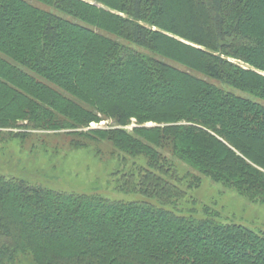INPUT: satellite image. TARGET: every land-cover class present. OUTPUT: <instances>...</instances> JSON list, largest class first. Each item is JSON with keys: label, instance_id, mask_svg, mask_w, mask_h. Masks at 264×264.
I'll return each instance as SVG.
<instances>
[{"label": "trees", "instance_id": "trees-1", "mask_svg": "<svg viewBox=\"0 0 264 264\" xmlns=\"http://www.w3.org/2000/svg\"><path fill=\"white\" fill-rule=\"evenodd\" d=\"M2 128L110 142L160 207L0 176V264H264V231L162 208L186 198L174 160L264 204V0H0Z\"/></svg>", "mask_w": 264, "mask_h": 264}, {"label": "rangeland", "instance_id": "rangeland-1", "mask_svg": "<svg viewBox=\"0 0 264 264\" xmlns=\"http://www.w3.org/2000/svg\"><path fill=\"white\" fill-rule=\"evenodd\" d=\"M131 69L133 65L128 67V70ZM196 76L204 78L202 75ZM204 79L225 91L241 94L215 81ZM133 126L134 124L125 129L130 131ZM145 126L153 127L154 124L147 123ZM89 129L107 131L117 127L113 126L111 120L105 119L98 123L92 122L89 127L75 132H86ZM21 131L0 129V176L5 179H17L31 186L66 194L91 195L109 201L146 202L160 207L153 199L121 190L119 176L128 173L133 165L145 166L142 158L130 157L116 150L110 142L82 140L83 138L74 136V130L66 128L48 133L30 132L23 140L12 136V133ZM74 144L81 147L75 148ZM163 154L168 156L165 152ZM174 162L180 175L185 177L180 187L186 192V198L175 205L164 206L163 209L175 214L190 215L198 220L211 215L217 223L264 231V204L251 202L233 188L203 177L177 160ZM117 172L118 175L115 176ZM195 177L200 178L198 183H193L198 185L197 188L187 190L188 184ZM14 264L34 262L30 254L25 253L18 256Z\"/></svg>", "mask_w": 264, "mask_h": 264}]
</instances>
